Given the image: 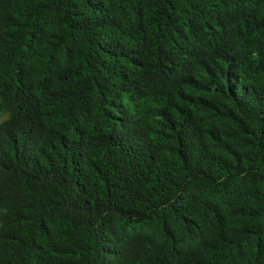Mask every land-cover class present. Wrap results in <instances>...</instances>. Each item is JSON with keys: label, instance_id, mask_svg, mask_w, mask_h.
<instances>
[{"label": "trees", "instance_id": "1", "mask_svg": "<svg viewBox=\"0 0 264 264\" xmlns=\"http://www.w3.org/2000/svg\"><path fill=\"white\" fill-rule=\"evenodd\" d=\"M0 264H264V0H0Z\"/></svg>", "mask_w": 264, "mask_h": 264}, {"label": "rangeland", "instance_id": "2", "mask_svg": "<svg viewBox=\"0 0 264 264\" xmlns=\"http://www.w3.org/2000/svg\"><path fill=\"white\" fill-rule=\"evenodd\" d=\"M7 117V114L6 113H3L0 117V121H2L3 119H5Z\"/></svg>", "mask_w": 264, "mask_h": 264}]
</instances>
